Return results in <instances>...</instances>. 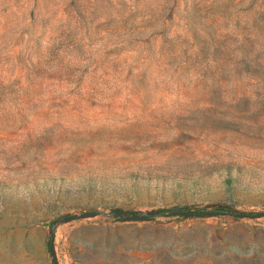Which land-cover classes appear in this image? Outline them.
Returning a JSON list of instances; mask_svg holds the SVG:
<instances>
[{"label": "rangeland", "instance_id": "rangeland-1", "mask_svg": "<svg viewBox=\"0 0 264 264\" xmlns=\"http://www.w3.org/2000/svg\"><path fill=\"white\" fill-rule=\"evenodd\" d=\"M51 243L264 264V0H0V264Z\"/></svg>", "mask_w": 264, "mask_h": 264}, {"label": "water", "instance_id": "water-1", "mask_svg": "<svg viewBox=\"0 0 264 264\" xmlns=\"http://www.w3.org/2000/svg\"><path fill=\"white\" fill-rule=\"evenodd\" d=\"M120 214H128V213L127 212H120ZM210 214H212V215H218L220 213L219 212H212ZM95 215H96V213H94V212H85L80 217L74 216L73 219L74 220H78V219H82V218H85V217H92V216H95ZM135 218L137 220H143V218L141 216H136ZM50 253H51V255L53 256V258L55 260V264H59L58 261H57V259H56V255H55L54 247H53V244L52 243L50 244Z\"/></svg>", "mask_w": 264, "mask_h": 264}, {"label": "trees", "instance_id": "trees-1", "mask_svg": "<svg viewBox=\"0 0 264 264\" xmlns=\"http://www.w3.org/2000/svg\"><path fill=\"white\" fill-rule=\"evenodd\" d=\"M165 210H162V212H164ZM200 213V212H199ZM202 213V212H201Z\"/></svg>", "mask_w": 264, "mask_h": 264}]
</instances>
